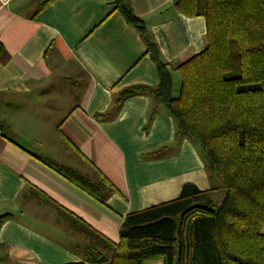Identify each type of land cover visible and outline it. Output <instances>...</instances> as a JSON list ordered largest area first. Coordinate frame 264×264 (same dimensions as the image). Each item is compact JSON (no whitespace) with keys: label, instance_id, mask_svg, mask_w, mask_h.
Masks as SVG:
<instances>
[{"label":"crops","instance_id":"crops-1","mask_svg":"<svg viewBox=\"0 0 264 264\" xmlns=\"http://www.w3.org/2000/svg\"><path fill=\"white\" fill-rule=\"evenodd\" d=\"M117 2L0 0V264H110L98 234L119 243L127 215L186 185L214 201L222 191L199 146L140 89L160 85L147 40L183 63L207 46L205 18L173 0H128L144 38ZM49 165L105 177L104 202Z\"/></svg>","mask_w":264,"mask_h":264},{"label":"trees","instance_id":"trees-1","mask_svg":"<svg viewBox=\"0 0 264 264\" xmlns=\"http://www.w3.org/2000/svg\"><path fill=\"white\" fill-rule=\"evenodd\" d=\"M173 6L205 18L207 46L173 65L147 40L160 85L140 89L173 117L179 137L199 146L224 196L216 203L209 192L186 185L179 198L127 215L119 243L98 239L112 250L110 264H264V0H173ZM117 8L146 38L128 0H118ZM49 166L104 202L111 185L105 177L97 184Z\"/></svg>","mask_w":264,"mask_h":264},{"label":"rangeland","instance_id":"rangeland-1","mask_svg":"<svg viewBox=\"0 0 264 264\" xmlns=\"http://www.w3.org/2000/svg\"><path fill=\"white\" fill-rule=\"evenodd\" d=\"M174 81H175V83L178 84V75L177 74L175 75ZM213 196L216 199L215 200L216 203H221L223 196H224V193L220 190V191L215 192V194Z\"/></svg>","mask_w":264,"mask_h":264}]
</instances>
